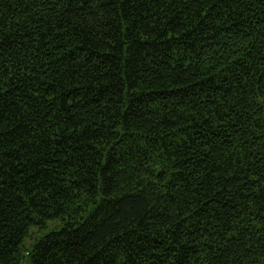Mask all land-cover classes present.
<instances>
[{"label": "trees", "instance_id": "16d2710c", "mask_svg": "<svg viewBox=\"0 0 264 264\" xmlns=\"http://www.w3.org/2000/svg\"><path fill=\"white\" fill-rule=\"evenodd\" d=\"M0 264H264V0H0Z\"/></svg>", "mask_w": 264, "mask_h": 264}]
</instances>
